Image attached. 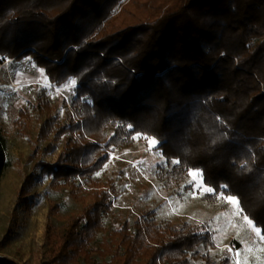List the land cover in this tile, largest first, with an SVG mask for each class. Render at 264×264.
<instances>
[{
    "label": "trees",
    "instance_id": "16d2710c",
    "mask_svg": "<svg viewBox=\"0 0 264 264\" xmlns=\"http://www.w3.org/2000/svg\"><path fill=\"white\" fill-rule=\"evenodd\" d=\"M25 57L51 87L75 81L63 121L41 90L12 122L26 136L34 115L47 116L36 141L52 135L51 153L64 142L54 164L36 165L81 207L60 229L51 223L59 207H50L44 264H233L200 224L148 210L104 227L115 188L97 174L110 153L141 139L157 142L163 192L198 171L214 190L204 199L238 198L264 238V0H0V63ZM7 166L0 124V182ZM35 180L19 190L25 210Z\"/></svg>",
    "mask_w": 264,
    "mask_h": 264
},
{
    "label": "rangeland",
    "instance_id": "374dc122",
    "mask_svg": "<svg viewBox=\"0 0 264 264\" xmlns=\"http://www.w3.org/2000/svg\"><path fill=\"white\" fill-rule=\"evenodd\" d=\"M74 80L60 87H51L44 71L36 67L29 58L20 61L9 60L0 63V124L7 133L8 166L0 182V260L10 259L17 264H44L47 258L46 228L52 205L59 207L51 223L60 229L67 217L78 214L81 207L68 194L67 188L51 190L48 175H40L36 163L54 164L62 148L63 139L55 143L54 152L46 151L52 139L36 141L45 114L31 120L26 136H18L12 122L20 108L28 107L36 100L38 93L45 90L51 102L53 113L65 118L70 110ZM64 105V106H63ZM66 109V110H65ZM153 139H141L129 149L110 153L109 161L97 174L101 180L111 179L114 190L111 193V211L103 220L105 228H117L124 220L131 221L143 211H154L159 221L170 220L175 224L192 222L203 225L209 231L219 256H227L233 264H264V238L256 234V227L243 216L236 205L227 197L216 202H207L201 174L190 176L182 187L173 193L163 192L155 178L157 166L164 163L156 150ZM34 159L29 160L33 150ZM36 175L30 196L34 205L21 208L18 193L28 175ZM204 186V185H203ZM206 187V186H204ZM101 240V235L97 237ZM89 247L95 249L96 242ZM239 253V255H237ZM198 259L193 264H202Z\"/></svg>",
    "mask_w": 264,
    "mask_h": 264
},
{
    "label": "snow or ice",
    "instance_id": "6c2138e0",
    "mask_svg": "<svg viewBox=\"0 0 264 264\" xmlns=\"http://www.w3.org/2000/svg\"><path fill=\"white\" fill-rule=\"evenodd\" d=\"M74 83H75V81H73V84H74ZM150 144H151V145H155V144H156V141H155V140H151V141H150ZM172 163H173V164H176V163H180V161H178V160H172ZM189 175L195 177V176H198L199 173H198V172H195V171H189ZM199 187H200L204 192H213V191H214L212 188L204 187L203 185H200ZM224 187H226V186H224ZM227 200H228V202L231 203L232 205L239 206V200H238V198L229 195V196L227 197ZM254 230L256 231V234H257L258 236L261 234V233H260V230H259L258 228L254 229ZM237 255H239V253H237Z\"/></svg>",
    "mask_w": 264,
    "mask_h": 264
}]
</instances>
